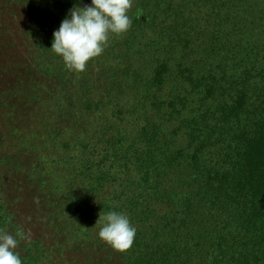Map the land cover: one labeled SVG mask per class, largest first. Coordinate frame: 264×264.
<instances>
[{"label": "rangeland", "instance_id": "1", "mask_svg": "<svg viewBox=\"0 0 264 264\" xmlns=\"http://www.w3.org/2000/svg\"><path fill=\"white\" fill-rule=\"evenodd\" d=\"M242 2L243 13L232 12L237 18L231 32L226 28L232 27L222 28L231 22L230 14L217 28L206 19L212 3L196 7L191 0H173L171 10L181 4L184 16L194 17L187 20L188 45L178 49L181 60L173 61V69L188 66L201 76L214 63L228 74H237L229 70L233 62L245 61L246 69L255 65L248 54L253 48L264 50V0ZM90 4L91 0H0V229L13 236L18 229L30 235L15 251L22 258L37 254L41 264H124L122 253L97 239L102 205L119 190L117 183L120 186L126 174L136 171L134 155L140 144L134 140L141 129L150 124L164 127L162 140L179 124L160 115L148 98L160 94L150 91L149 75L162 31L148 44L131 25L117 41L112 36L103 55L78 75L67 72L52 53L53 32L70 18L69 10ZM232 6L235 9L228 3L227 8ZM134 9L133 0L128 12L132 22ZM164 15L169 18L162 17L165 24L157 21L164 37L172 40V29L183 15ZM216 36L213 58L208 54ZM178 130V136H184L181 124ZM123 145L134 155L120 154L119 163ZM175 167L182 170L179 164Z\"/></svg>", "mask_w": 264, "mask_h": 264}, {"label": "trees", "instance_id": "2", "mask_svg": "<svg viewBox=\"0 0 264 264\" xmlns=\"http://www.w3.org/2000/svg\"><path fill=\"white\" fill-rule=\"evenodd\" d=\"M172 1L134 0L132 25L148 44L162 31L149 75V90L160 94L148 98L160 115L183 126L184 136H178L177 124L160 140L166 129L150 124L135 136L140 144L135 155L123 145L116 159L120 163V154L134 155L136 171L117 183L119 190L106 197L101 211L128 209L126 215L136 225L133 246L121 254L124 264H264V50L250 49L256 66L246 69L245 61L233 62L229 70L237 74H228L218 63L201 76L188 66L173 69V61L181 60L178 49L188 45L187 20L194 17L184 16L181 4L171 10ZM240 1L191 0L196 7L213 4L206 17L213 27L226 23L221 19L230 14L231 22L222 28L232 27L226 28L231 32L237 18L232 12L244 9ZM228 3L235 9H228ZM164 13L183 15L172 29V40L164 37L157 21L166 23ZM216 40L208 54L213 58ZM120 109L121 115L127 108ZM21 259L22 264H41L37 254Z\"/></svg>", "mask_w": 264, "mask_h": 264}, {"label": "clouds", "instance_id": "3", "mask_svg": "<svg viewBox=\"0 0 264 264\" xmlns=\"http://www.w3.org/2000/svg\"><path fill=\"white\" fill-rule=\"evenodd\" d=\"M133 0H91V4L73 7L70 18L62 20L53 32L52 53L61 58L64 69L72 74L87 70L90 61L103 55L112 36H122L132 25L128 12ZM97 239L113 251L124 253L135 242L137 229L123 212L108 211L97 221ZM19 237V239H17ZM30 235L18 229L15 236L0 229V264H22L15 250Z\"/></svg>", "mask_w": 264, "mask_h": 264}]
</instances>
